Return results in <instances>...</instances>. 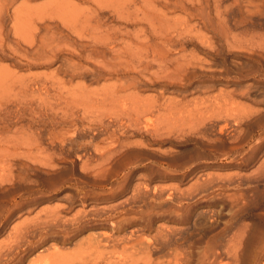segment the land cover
Returning <instances> with one entry per match:
<instances>
[{
	"label": "rangeland",
	"instance_id": "374dc122",
	"mask_svg": "<svg viewBox=\"0 0 264 264\" xmlns=\"http://www.w3.org/2000/svg\"><path fill=\"white\" fill-rule=\"evenodd\" d=\"M262 50L264 0H0V182L16 179L0 187L4 264H74L100 239L139 263L140 246L121 241L159 227L204 246L231 208L204 180L241 173L218 129L243 104L236 86L264 81ZM247 93L264 104V88ZM114 140L124 147L107 153ZM180 201L182 226L185 208L154 223L126 214Z\"/></svg>",
	"mask_w": 264,
	"mask_h": 264
},
{
	"label": "bare ground",
	"instance_id": "6f19581e",
	"mask_svg": "<svg viewBox=\"0 0 264 264\" xmlns=\"http://www.w3.org/2000/svg\"><path fill=\"white\" fill-rule=\"evenodd\" d=\"M261 80H256L257 82L254 81L253 83H248L249 85H245L247 92L251 89L264 88V81ZM238 89L239 86L238 88L236 86V90H234L232 96L245 101V99L248 98V93L246 91L238 92ZM244 101L242 102L243 104L233 102L232 105L229 106V110L232 113H228L227 115L226 110L228 108L226 109L225 105H219L220 112L217 113L219 115L226 112L225 115L227 116L226 119L228 120H224L225 124L223 126H219L218 130L221 135L224 134V132L229 131L228 140L230 142V144H228V146L230 145L229 149H227L228 146H226L227 150L223 149V151L220 153V157L222 160L227 161V163L235 165L241 173L217 177H213L212 175L211 177L209 176L207 179L205 178L206 180H204V187L207 184L209 187L205 189H208L210 192L215 191L227 194L228 201L230 202L231 208L228 211L229 219L224 222L221 230L219 229L220 231H217L209 239H207L208 241L204 243V246H201L200 249H197L196 251L193 249V246H195L193 244V246H186L187 248H183V245L182 247H179L180 243L177 244L178 242L175 241L182 240L183 237H178V235H181L180 233L182 230L176 227L157 228L155 239L147 243H145L139 237H135L134 233L132 232L130 236L131 238L121 241V244L124 245V250L130 249L127 246H140V252L142 255L144 254L143 256L146 255L145 258L146 260L148 258L147 261H150L152 251H159L163 253H168V251L169 253L171 252L173 259H169L166 263H162L161 261L159 262L160 264H264V159L262 158V161H258L260 156L264 157V104H262L260 101L256 102L252 100L254 106L250 104L246 105ZM145 109L146 108L143 110ZM147 111L149 112V110ZM150 112H152V110ZM212 117L214 118V116L210 115V117H207L205 120H203L204 122H202V125L203 123L208 122L209 124H212L214 122ZM230 124L231 127H229ZM228 128L231 129V133ZM115 143L116 142L114 140V143L112 142L111 144L107 145L110 148L107 153H110L111 151L120 153L121 148L124 146L123 144L118 146V144ZM256 165L257 167L255 170L248 174L242 173L240 170L243 168L248 169V167H253ZM2 182H0V187L5 188L6 185L4 183L14 184L16 183V179L11 177ZM176 189L178 190V188ZM187 193L189 194L190 192ZM202 194L204 193L202 192L201 195ZM188 197L190 198V194ZM191 197L195 199V195H192ZM159 204L156 205L154 202H151L146 211L128 210L126 211V214L133 213L138 216L139 220L146 219L145 221L147 223H154L156 218H161L167 213L169 214V212L172 213L178 211V209L185 208L184 212L182 213L184 216L181 214L182 221L179 219L181 222L179 225H186V223L190 220L191 216H189L187 212L185 213V211L188 210V206L182 201L175 203L174 206L170 205L168 209H163V206ZM167 205L169 204L167 203ZM252 211H256L254 220L250 223L243 221L245 214H250ZM183 231L186 233V230ZM105 236L106 235L103 237ZM176 236L178 238L174 240ZM97 240L99 241V238ZM188 240L189 239L187 238V241ZM109 241L111 240L109 239ZM182 241L184 242V240ZM103 244L104 245H102L101 239L99 242H88L89 252L84 254L85 256L83 258H81V256L79 258L78 256L77 259H79L76 260V262H78L74 264H148V262L145 261V258L144 260H142L143 258L140 259V262L142 263L139 261V263H137V261L130 263L122 257H115L114 252L108 251L110 247L108 250H106L107 246L105 245V242ZM113 248L116 249L115 245ZM11 250L13 249L11 248ZM11 250H8V252H11ZM4 254L6 253L4 252ZM4 254L0 253V264H4L2 260L6 259L2 258L4 256H8ZM152 263L153 261L151 264Z\"/></svg>",
	"mask_w": 264,
	"mask_h": 264
}]
</instances>
